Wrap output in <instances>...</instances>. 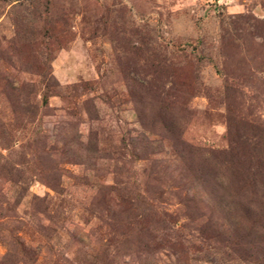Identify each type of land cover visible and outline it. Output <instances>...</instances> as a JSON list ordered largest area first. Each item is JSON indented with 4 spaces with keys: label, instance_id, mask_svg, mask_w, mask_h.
Instances as JSON below:
<instances>
[{
    "label": "rangeland",
    "instance_id": "rangeland-1",
    "mask_svg": "<svg viewBox=\"0 0 264 264\" xmlns=\"http://www.w3.org/2000/svg\"><path fill=\"white\" fill-rule=\"evenodd\" d=\"M0 264H264V0H0Z\"/></svg>",
    "mask_w": 264,
    "mask_h": 264
}]
</instances>
